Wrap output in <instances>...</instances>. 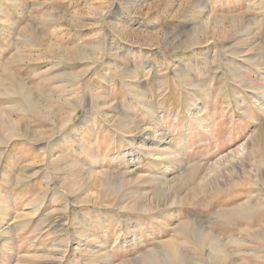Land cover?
I'll return each instance as SVG.
<instances>
[{
  "label": "rangeland",
  "instance_id": "obj_1",
  "mask_svg": "<svg viewBox=\"0 0 264 264\" xmlns=\"http://www.w3.org/2000/svg\"><path fill=\"white\" fill-rule=\"evenodd\" d=\"M186 221L264 264V0H0V264H175Z\"/></svg>",
  "mask_w": 264,
  "mask_h": 264
},
{
  "label": "bare ground",
  "instance_id": "obj_2",
  "mask_svg": "<svg viewBox=\"0 0 264 264\" xmlns=\"http://www.w3.org/2000/svg\"><path fill=\"white\" fill-rule=\"evenodd\" d=\"M32 103L37 109H41L40 106H38L37 103H35L34 101H32ZM48 112H49L48 113L49 115H53V113L51 111H48ZM159 141L160 142L165 141V137H161L159 139ZM147 155L151 156V154H147ZM184 178L181 181H178V184L176 183V184H174V186L172 185L168 189H159L156 192V193H158L157 194V198L158 197H162L163 199L168 200L169 196L177 197V191L173 192V190H174L175 187H180L179 184L180 185L181 184L184 185V183H185L184 182ZM235 187H237V186L236 185L231 186L230 190L231 191L232 190H237V189H234ZM189 193H191L192 196H196V195H198V193H204V192L197 185V187H195V189H193ZM218 194H220L219 191H218L217 195ZM183 199H184V197L181 199V201H179L178 203H175V204L176 205L179 204L180 202H182ZM143 201H139L138 205L142 202L143 207H145L147 204L144 203ZM211 204H213L212 201H207V203L205 205L209 206ZM254 207H255L254 204L246 203V204H243V205H240V206H237V207L233 206L232 208L223 209V210H221L219 212L217 211L216 213L218 214L217 217L219 219H221L222 221L234 223L235 220H236V222L238 220H245L248 217H250L251 215H254L253 214ZM147 209H146V211H147ZM148 210L151 211V210H154V209L151 208V209H148ZM192 226H193V224L191 222H189V221H186V222L182 223L180 225V227H179V233L177 232V236L172 238V239L170 238L164 244L165 248H166L165 251L172 253L174 261H175V264H191V263H193L192 262L193 259H190L187 256L181 254V252L179 250L180 249V245L177 243V241H179V240H182V241H185V242H189L190 240H192L196 244L195 245L196 248H202V249L204 248V250L206 249L208 251L210 264H235L233 262L232 258L230 257V255L226 252L225 246L222 244V242L220 240L216 239L211 234H201V233L195 231ZM244 230L246 232H248L249 236H254L252 233L250 234V232H249L250 230L249 229H244ZM256 236H258L264 242V234L263 233H258ZM146 258H147V256H146ZM150 260H153V259H147V262H149Z\"/></svg>",
  "mask_w": 264,
  "mask_h": 264
}]
</instances>
